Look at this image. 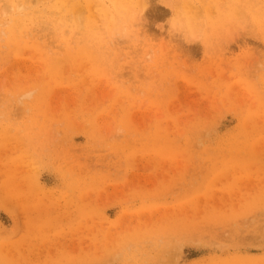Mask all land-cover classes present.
Segmentation results:
<instances>
[{"label": "rangeland", "instance_id": "374dc122", "mask_svg": "<svg viewBox=\"0 0 264 264\" xmlns=\"http://www.w3.org/2000/svg\"><path fill=\"white\" fill-rule=\"evenodd\" d=\"M0 264H264V0H0Z\"/></svg>", "mask_w": 264, "mask_h": 264}, {"label": "clouds", "instance_id": "9594fccd", "mask_svg": "<svg viewBox=\"0 0 264 264\" xmlns=\"http://www.w3.org/2000/svg\"><path fill=\"white\" fill-rule=\"evenodd\" d=\"M34 95H35V90L27 91V92L24 94V98H25V99H31Z\"/></svg>", "mask_w": 264, "mask_h": 264}]
</instances>
